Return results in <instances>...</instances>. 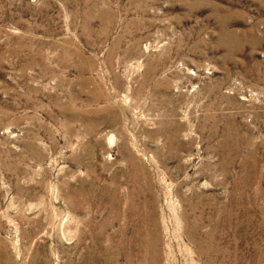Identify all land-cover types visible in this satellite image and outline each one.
<instances>
[{
  "label": "rangeland",
  "instance_id": "obj_1",
  "mask_svg": "<svg viewBox=\"0 0 264 264\" xmlns=\"http://www.w3.org/2000/svg\"><path fill=\"white\" fill-rule=\"evenodd\" d=\"M0 264H264V0H0Z\"/></svg>",
  "mask_w": 264,
  "mask_h": 264
}]
</instances>
